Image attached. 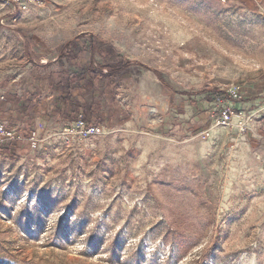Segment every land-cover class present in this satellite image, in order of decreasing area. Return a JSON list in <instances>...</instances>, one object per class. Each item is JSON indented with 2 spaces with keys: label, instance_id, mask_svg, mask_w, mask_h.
<instances>
[{
  "label": "rangeland",
  "instance_id": "374dc122",
  "mask_svg": "<svg viewBox=\"0 0 264 264\" xmlns=\"http://www.w3.org/2000/svg\"><path fill=\"white\" fill-rule=\"evenodd\" d=\"M89 34L147 68L81 133L50 75L79 70L57 57L80 35L86 64ZM25 91L52 115L4 103ZM0 123L20 136L0 145V259L264 264V0H0Z\"/></svg>",
  "mask_w": 264,
  "mask_h": 264
},
{
  "label": "trees",
  "instance_id": "16d2710c",
  "mask_svg": "<svg viewBox=\"0 0 264 264\" xmlns=\"http://www.w3.org/2000/svg\"><path fill=\"white\" fill-rule=\"evenodd\" d=\"M81 35L66 42L58 48L57 61L62 63H78L77 71L60 70L53 72L54 85L59 89L57 104L54 110L65 121H84L87 127L98 125L100 119V108L102 101L108 100L109 108L113 109L115 103V88L117 84L132 77L134 67L147 68V66L123 55L112 43L95 35L89 34L88 45L83 46L89 54L88 61L83 66L80 64L78 47ZM36 63V67H47ZM157 75L162 79L160 73ZM91 95V100L86 99V95ZM23 99H30V104L23 106L22 110L29 112L32 108H40L43 116L52 115L53 107L41 104L31 93L25 91L22 95L9 94L5 97L4 103L18 104ZM193 104V102L191 103ZM19 141H11L2 152L10 158H14L19 149ZM0 264H14L4 259H0Z\"/></svg>",
  "mask_w": 264,
  "mask_h": 264
},
{
  "label": "built area",
  "instance_id": "2783aa9c",
  "mask_svg": "<svg viewBox=\"0 0 264 264\" xmlns=\"http://www.w3.org/2000/svg\"><path fill=\"white\" fill-rule=\"evenodd\" d=\"M225 1V0H222ZM234 116V111H232L230 108H223V110L221 111V115H220V119H219V123H221L222 125H230L232 118ZM80 123V132L81 133H87L90 131H96L98 130L97 125L93 124L89 127L86 126V124L84 123V121L79 120ZM241 128L242 130L245 129L244 123L241 124ZM65 134L66 135H73L75 133L74 127L72 126H66L65 129ZM38 132L33 130L30 131L29 133V143L32 147H36L38 144ZM9 139V140H16V139H20V136H18L15 132L9 130L8 128H6V126L2 123H0V145L3 142V139Z\"/></svg>",
  "mask_w": 264,
  "mask_h": 264
}]
</instances>
